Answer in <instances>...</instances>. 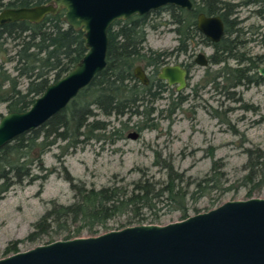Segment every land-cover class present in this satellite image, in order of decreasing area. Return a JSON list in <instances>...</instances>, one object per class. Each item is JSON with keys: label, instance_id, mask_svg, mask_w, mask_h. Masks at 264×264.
<instances>
[{"label": "rangeland", "instance_id": "1", "mask_svg": "<svg viewBox=\"0 0 264 264\" xmlns=\"http://www.w3.org/2000/svg\"><path fill=\"white\" fill-rule=\"evenodd\" d=\"M256 9L238 7L235 14L237 26L247 31V43L241 51L252 57L264 55V14L259 16ZM169 19L166 11L151 15V24L157 27L147 28V49L169 53L178 45ZM199 52L209 57L212 48L196 38L187 54L168 55L165 65L189 63ZM12 65L6 66L11 72ZM228 65L236 67L237 63L231 59ZM140 66L151 82V68ZM260 66H264V60ZM222 67L223 64L210 62L206 67L196 64L183 90L177 92L175 86L167 85L151 104L149 120L131 117L124 139L113 142L107 132L105 139L91 140L82 149L61 154L65 146L61 141L43 153V168H33L32 180L0 194V259L15 252L6 253L13 245L17 252H22L49 243L47 231L51 230L35 228V224L53 204H72L80 186L130 188L134 181L147 178L150 182H163L165 164L183 175L180 186L188 196L180 209L165 201L157 204L154 210L142 215L145 219L140 224L164 225L226 201L264 198V164L254 168V172L250 169L256 164L257 155H264V80L225 90L220 78L216 79L217 85L211 81ZM178 94L183 97L180 102ZM148 107L149 104L147 110ZM6 113L5 105L0 104V118ZM127 117L99 116L109 123L108 129L118 127L120 120L126 121ZM130 132L139 136L129 139L126 135ZM185 181L190 183L187 187ZM197 183L200 187H196ZM133 217L130 212L118 214L96 235L137 225L127 224ZM153 220L155 223H149ZM80 225L83 223H74L73 227ZM89 236L95 235L84 229L78 237Z\"/></svg>", "mask_w": 264, "mask_h": 264}, {"label": "trees", "instance_id": "2", "mask_svg": "<svg viewBox=\"0 0 264 264\" xmlns=\"http://www.w3.org/2000/svg\"><path fill=\"white\" fill-rule=\"evenodd\" d=\"M49 1L0 0V10L2 7H28ZM191 2L192 8L189 11L167 5L112 23L107 33L105 67L78 92L65 109L40 127L16 137L0 148V194L14 185L32 180L33 168H43L41 155L61 141L65 142L61 154H65L69 149L84 148L91 140L105 139L107 132L113 142L124 139V132L132 116H142L144 120H149L153 111L151 104L167 87L164 81L156 77L157 72L167 64L168 55L187 54L191 42L196 38L212 48L210 63L223 64L211 80L215 85L219 84L217 78L224 82L225 87L222 88L225 90L262 80L256 70L264 60L263 55L251 57L246 51H241L247 43V31L237 26L235 14L238 7L254 6L257 7L255 12L263 16L264 0ZM163 11L169 14L168 23L172 25L178 40V45L169 53L145 47L147 28L157 27L151 24V15ZM198 13L221 17L225 32L220 41L213 43L197 30ZM62 14L58 12L48 15L39 23L17 21L0 25V104L5 105L7 112L27 110L50 83L64 76L83 57L86 49L82 32L65 25L61 20ZM231 59L241 61L243 66L230 67L228 62ZM7 64H13L12 72L6 67ZM140 64L151 68L153 72V79L148 85H142L133 75L134 68ZM177 97L179 102L183 100L180 94ZM100 115L118 119L128 117L126 121L120 120L118 127L108 129L109 123L100 119ZM35 152L37 155H34ZM261 158L264 155H257L256 164L250 168L252 172L264 164ZM165 167L163 182H150L147 178L134 181L130 188L108 186L85 189L80 186L72 204H53L34 227L50 229L52 232L47 231V236L51 242L78 237L84 229L90 235H96L100 227H104L107 221L118 214L133 213L134 217L127 224L143 223L145 217L142 215L164 201L177 204L175 207L180 209L181 202L188 196V192L180 186L183 175L174 171L171 165L165 164ZM185 182L187 187L190 183ZM197 186L200 187V183ZM195 193H191L190 197ZM78 222L83 225L73 227ZM16 249L13 245L6 253H16Z\"/></svg>", "mask_w": 264, "mask_h": 264}, {"label": "water", "instance_id": "3", "mask_svg": "<svg viewBox=\"0 0 264 264\" xmlns=\"http://www.w3.org/2000/svg\"><path fill=\"white\" fill-rule=\"evenodd\" d=\"M173 5L189 11L191 0H50L28 7L0 10V25L28 21L39 23L63 12L65 25L81 31L83 57L64 76L50 83L23 112H7L0 118V148L16 137L43 125L86 87L106 65L108 29L116 20L143 15ZM197 30L216 43L224 35L219 15L196 17ZM194 61L206 67L207 57ZM264 80V66L257 69ZM186 70L180 64L162 66L156 77L180 92L186 87ZM134 77L149 83L137 65ZM137 132L126 135L136 139ZM0 264H264V198L226 201L208 211L164 225L137 224L89 237L55 240L16 252Z\"/></svg>", "mask_w": 264, "mask_h": 264}, {"label": "flooded vegetation", "instance_id": "4", "mask_svg": "<svg viewBox=\"0 0 264 264\" xmlns=\"http://www.w3.org/2000/svg\"><path fill=\"white\" fill-rule=\"evenodd\" d=\"M199 14V13H198ZM197 14V15H198ZM197 17V16H196ZM225 26V25H224ZM225 32V31H224ZM224 36V35H223ZM196 57V56H195ZM195 57H194V59H195ZM206 57H207V61H208V64H209V57L206 55ZM252 57V56H251ZM255 57V56H254ZM263 58H264V55L262 56ZM194 59L193 60H191L189 63H186V64H180L185 70H186V72H187V74H186V82H188V80H189V78H190V76H191V73H192V71H193V68H194V66L197 64L195 61H194ZM236 61V63H237V67H241V66H243V64H241V61H239V60H235ZM259 67H261L260 65L258 66V68ZM257 68V69H258ZM256 72H257V70H256ZM157 75V74H156ZM257 75H258V73H257ZM148 77V76H147ZM261 77V76H260ZM262 78V77H261ZM148 79H149V77H148ZM263 80V79H262ZM165 82V81H164ZM149 83H150V79H149ZM148 83V84H149ZM166 83V82H165ZM147 84V85H148ZM167 84V83H166ZM143 85V84H142ZM187 85V84H186ZM243 85H245V84H243ZM251 85H253V84H251ZM250 85V86H251ZM173 86H175V85H173ZM240 86H242V85H240ZM249 85H247V87H248ZM238 87V86H237ZM175 89H176V86H175Z\"/></svg>", "mask_w": 264, "mask_h": 264}]
</instances>
